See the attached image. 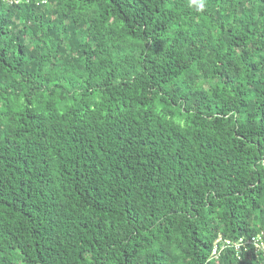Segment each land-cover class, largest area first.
<instances>
[{"label":"trees","instance_id":"16d2710c","mask_svg":"<svg viewBox=\"0 0 264 264\" xmlns=\"http://www.w3.org/2000/svg\"><path fill=\"white\" fill-rule=\"evenodd\" d=\"M264 0H0V264H264Z\"/></svg>","mask_w":264,"mask_h":264},{"label":"built area","instance_id":"2783aa9c","mask_svg":"<svg viewBox=\"0 0 264 264\" xmlns=\"http://www.w3.org/2000/svg\"><path fill=\"white\" fill-rule=\"evenodd\" d=\"M258 235L260 236L259 240L256 239ZM248 245H253L255 250L262 251V254L264 255V239L262 236V232H258L248 239L243 237L237 239H230L223 238L221 235H218L213 242L209 258H216L219 252L225 247H232L235 255L237 257H240L242 249H245Z\"/></svg>","mask_w":264,"mask_h":264},{"label":"clouds","instance_id":"9594fccd","mask_svg":"<svg viewBox=\"0 0 264 264\" xmlns=\"http://www.w3.org/2000/svg\"><path fill=\"white\" fill-rule=\"evenodd\" d=\"M189 4L190 6H194L196 10L199 12L205 8L206 0H189ZM256 239L259 240L260 236L258 235Z\"/></svg>","mask_w":264,"mask_h":264}]
</instances>
